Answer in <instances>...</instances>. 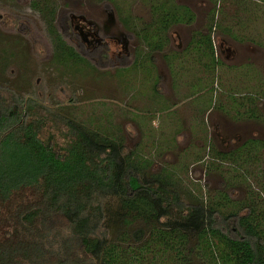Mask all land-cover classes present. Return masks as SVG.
Instances as JSON below:
<instances>
[{
  "label": "rangeland",
  "instance_id": "374dc122",
  "mask_svg": "<svg viewBox=\"0 0 264 264\" xmlns=\"http://www.w3.org/2000/svg\"><path fill=\"white\" fill-rule=\"evenodd\" d=\"M32 1L0 0L2 96L37 97L122 141L146 177L170 175L176 189L206 203L224 192L234 209L253 206L264 220V0H174L196 18L161 30L164 51H150L137 35L159 25L150 0H49L54 30L86 57L69 64L55 60ZM209 33L215 64L194 52L193 38ZM99 37L113 44L111 59L90 52ZM249 139L261 144L241 153ZM47 224L65 231L69 221L54 214ZM197 244L189 243L191 261L203 264Z\"/></svg>",
  "mask_w": 264,
  "mask_h": 264
},
{
  "label": "trees",
  "instance_id": "16d2710c",
  "mask_svg": "<svg viewBox=\"0 0 264 264\" xmlns=\"http://www.w3.org/2000/svg\"><path fill=\"white\" fill-rule=\"evenodd\" d=\"M49 2L34 0L32 7L45 19L55 60H86L54 30L57 6ZM150 2L159 25L137 35L150 51H164L161 30L196 16L174 0ZM193 44L196 55L216 63L210 33ZM259 143L249 139L238 150ZM220 195L210 203L187 197L170 175L146 177L122 141L32 95L0 94V264H194V239L203 264H264L263 215L253 206L234 209ZM54 214L68 219V230L48 226Z\"/></svg>",
  "mask_w": 264,
  "mask_h": 264
},
{
  "label": "flooded vegetation",
  "instance_id": "af4514ba",
  "mask_svg": "<svg viewBox=\"0 0 264 264\" xmlns=\"http://www.w3.org/2000/svg\"><path fill=\"white\" fill-rule=\"evenodd\" d=\"M108 23H110L112 25L115 24V23H111L110 21ZM104 31H105V33L108 32L106 29H104ZM94 34L96 36L99 35L97 31H95ZM85 35H88V32ZM109 38L111 39V37H109ZM112 39H118V37H116L115 35H113ZM96 40L98 41L99 44H95V46L93 47V49L90 52L93 53V54L95 53V54L99 55V57H101L102 59L105 58V57L111 59L112 57L110 55V48L113 47V44L110 43L109 39L104 38V37L96 38ZM90 43L93 44L94 41L89 42L88 45ZM127 43H129V42L128 41L125 42V44H127ZM88 48H90V46H88Z\"/></svg>",
  "mask_w": 264,
  "mask_h": 264
}]
</instances>
